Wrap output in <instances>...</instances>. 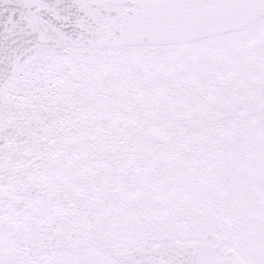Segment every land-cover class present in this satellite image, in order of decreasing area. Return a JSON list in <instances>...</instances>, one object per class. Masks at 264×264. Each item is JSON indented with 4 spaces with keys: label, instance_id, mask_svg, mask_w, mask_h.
<instances>
[{
    "label": "snow or ice",
    "instance_id": "snow-or-ice-1",
    "mask_svg": "<svg viewBox=\"0 0 264 264\" xmlns=\"http://www.w3.org/2000/svg\"><path fill=\"white\" fill-rule=\"evenodd\" d=\"M0 264H264V0H0Z\"/></svg>",
    "mask_w": 264,
    "mask_h": 264
}]
</instances>
